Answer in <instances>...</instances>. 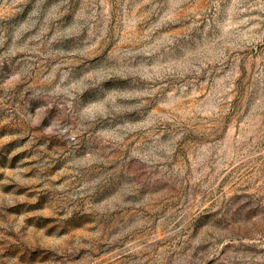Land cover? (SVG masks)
Returning <instances> with one entry per match:
<instances>
[{"label":"rangeland","instance_id":"374dc122","mask_svg":"<svg viewBox=\"0 0 264 264\" xmlns=\"http://www.w3.org/2000/svg\"><path fill=\"white\" fill-rule=\"evenodd\" d=\"M0 264H264V0H0Z\"/></svg>","mask_w":264,"mask_h":264},{"label":"clouds","instance_id":"9594fccd","mask_svg":"<svg viewBox=\"0 0 264 264\" xmlns=\"http://www.w3.org/2000/svg\"><path fill=\"white\" fill-rule=\"evenodd\" d=\"M47 28L45 27L44 29H42V31H41V33L38 35V36H36V37H34V39H41V37L44 35V33L45 32H47ZM55 37H53V39H54ZM135 154V153H134ZM90 183H94V181H90ZM89 185L88 184H85L84 185V187L85 188H87ZM64 187H67V185H65ZM208 207V205L207 204H205L204 205V208H207ZM78 209H69V215H71L72 214V212L73 211H77ZM201 211H203V209H200ZM257 259H260L259 257H257Z\"/></svg>","mask_w":264,"mask_h":264}]
</instances>
